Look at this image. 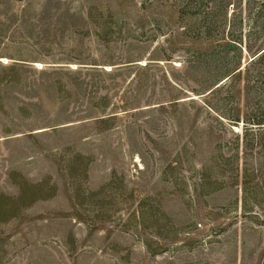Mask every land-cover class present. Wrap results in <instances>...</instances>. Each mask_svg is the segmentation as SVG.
Masks as SVG:
<instances>
[{
    "label": "rangeland",
    "instance_id": "obj_1",
    "mask_svg": "<svg viewBox=\"0 0 264 264\" xmlns=\"http://www.w3.org/2000/svg\"><path fill=\"white\" fill-rule=\"evenodd\" d=\"M197 8L0 0V264H264V0Z\"/></svg>",
    "mask_w": 264,
    "mask_h": 264
},
{
    "label": "trees",
    "instance_id": "obj_2",
    "mask_svg": "<svg viewBox=\"0 0 264 264\" xmlns=\"http://www.w3.org/2000/svg\"><path fill=\"white\" fill-rule=\"evenodd\" d=\"M182 1H183V6L186 5L192 9H196L198 7V3H199V0H182ZM231 41L234 43L226 42L225 46L231 47L232 44L235 45V47L241 51V55H242L241 42H238L236 40H231ZM248 52L250 53V57H249L250 59L248 60V63L246 64V66H244V68L241 70H240V68L243 66L241 63H239L237 66L235 65L233 67V69H231V68H228V66L231 65L230 63H232V61H225V65H223L221 67V69L222 68L226 69V67H227L226 72L225 73H218L215 76H213L210 85L205 89V90H207V92H208L207 95L209 97L220 93L222 90H225L224 94H226V95L222 100L224 102L229 100L230 96H232L233 89H234L233 77L237 73H239V75L240 74L243 75L245 72H246V74L250 73L254 78L260 79V77L262 76V71H261L259 65H262V63H264V47H261L256 52H252L251 50L248 49ZM206 59L208 61L207 63L209 65V69H217L218 65L220 64V63H217V61H221V59H218V58H205V60ZM237 70H239V71H237ZM208 107L212 111L214 110L217 112V110L214 107H212L210 105ZM220 116L224 117L226 119H229L235 123H238L241 121L240 116H229L225 113L220 114Z\"/></svg>",
    "mask_w": 264,
    "mask_h": 264
}]
</instances>
